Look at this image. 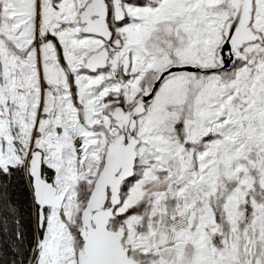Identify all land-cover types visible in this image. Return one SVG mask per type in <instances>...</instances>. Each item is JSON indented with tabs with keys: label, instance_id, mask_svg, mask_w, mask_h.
<instances>
[{
	"label": "snow or ice",
	"instance_id": "snow-or-ice-1",
	"mask_svg": "<svg viewBox=\"0 0 264 264\" xmlns=\"http://www.w3.org/2000/svg\"><path fill=\"white\" fill-rule=\"evenodd\" d=\"M0 264H264V0H0Z\"/></svg>",
	"mask_w": 264,
	"mask_h": 264
}]
</instances>
